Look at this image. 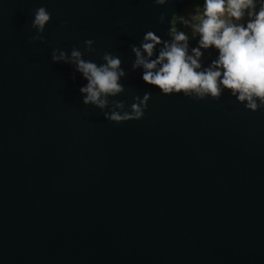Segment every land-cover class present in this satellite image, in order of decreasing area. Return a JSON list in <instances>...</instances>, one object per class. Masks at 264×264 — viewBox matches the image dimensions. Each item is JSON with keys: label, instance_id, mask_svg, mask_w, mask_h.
I'll return each instance as SVG.
<instances>
[{"label": "water", "instance_id": "1", "mask_svg": "<svg viewBox=\"0 0 264 264\" xmlns=\"http://www.w3.org/2000/svg\"><path fill=\"white\" fill-rule=\"evenodd\" d=\"M203 3L0 0V264H264V108L222 86L219 100L165 94L133 68V46L157 59L174 16ZM39 7L51 19L32 41ZM187 43L195 57L199 37ZM73 47L98 66L121 60L124 91L103 110L83 103L74 65L51 59ZM200 50L197 71L219 54ZM145 93L142 119L106 118Z\"/></svg>", "mask_w": 264, "mask_h": 264}, {"label": "clouds", "instance_id": "2", "mask_svg": "<svg viewBox=\"0 0 264 264\" xmlns=\"http://www.w3.org/2000/svg\"><path fill=\"white\" fill-rule=\"evenodd\" d=\"M154 2L164 5L168 0ZM245 15L248 17L247 21L237 23ZM50 19L51 13L45 7L35 10L31 26L37 30V35L30 37V40L46 39L42 33ZM164 19L162 14L160 21L163 22ZM181 20L185 25L191 24L194 34L199 36V47L193 49L195 57L187 54L188 36L173 26L170 29L173 42L161 49L157 59H145L140 48L133 46L132 50L136 55L133 68L143 66L145 71L142 79L158 86L165 94L175 91L192 96L195 93L193 99H203L210 95L219 100L223 87L231 90V95L239 102L247 101L245 108L252 111L264 108V0H259L258 9L257 0H204L202 6H197L191 22L183 17ZM144 39L152 41L142 44L144 51L151 57L160 38L148 31ZM92 43V40L85 41L86 45ZM212 46L218 49V58L207 69L197 71L201 68L196 58L202 55L200 49ZM88 50L92 51L91 48ZM102 58L106 63L98 66L92 60L83 59L81 51L75 47L70 56L65 51L54 49L51 57L53 62L63 61L75 66V70L88 81L79 89L85 94L83 103L103 110L109 103L108 96H116L124 91L123 85L118 81L125 75V71L120 68L121 60L118 57L106 52ZM158 64H162V67L153 71ZM149 96V93H145L143 100L138 96L134 97L140 103H133L130 112H106L105 116L116 123L142 119ZM254 98H258L259 104ZM114 103L119 108L124 106L122 101Z\"/></svg>", "mask_w": 264, "mask_h": 264}, {"label": "rangeland", "instance_id": "3", "mask_svg": "<svg viewBox=\"0 0 264 264\" xmlns=\"http://www.w3.org/2000/svg\"><path fill=\"white\" fill-rule=\"evenodd\" d=\"M258 7H259V0H257V9ZM196 8L197 6L195 5L187 6L180 13L176 14L173 18V26L176 28L177 31L184 32L188 36V39H194L199 36L194 34L191 24L185 25L182 22L181 17L191 22V17L193 14H195ZM247 19L248 17L247 15H245L244 19L242 21H238L237 23H245Z\"/></svg>", "mask_w": 264, "mask_h": 264}]
</instances>
